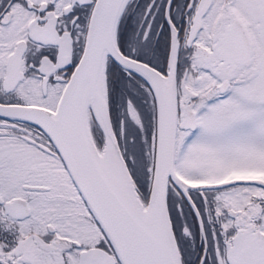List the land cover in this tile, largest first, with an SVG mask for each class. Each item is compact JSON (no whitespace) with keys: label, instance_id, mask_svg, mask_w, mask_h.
<instances>
[{"label":"snow or ice","instance_id":"obj_1","mask_svg":"<svg viewBox=\"0 0 264 264\" xmlns=\"http://www.w3.org/2000/svg\"><path fill=\"white\" fill-rule=\"evenodd\" d=\"M0 264H264V0H0Z\"/></svg>","mask_w":264,"mask_h":264}]
</instances>
